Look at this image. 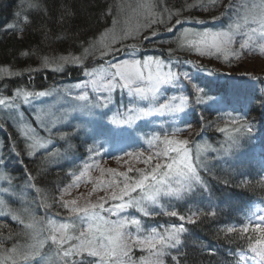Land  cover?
<instances>
[{"label":"snow or ice","instance_id":"obj_1","mask_svg":"<svg viewBox=\"0 0 264 264\" xmlns=\"http://www.w3.org/2000/svg\"><path fill=\"white\" fill-rule=\"evenodd\" d=\"M217 3L218 0H194L187 7H199L207 11L208 5L215 7ZM224 7V14H229L230 21L225 27L215 31L184 28L175 41L176 48L168 49L167 59L154 55L138 56L136 44L123 43L128 39H136L143 30L153 25H163L182 14L181 9H169L165 0H158V3L155 0H140L127 9L118 6L112 27L87 42L79 55L69 53L43 58V66L55 72H64L68 65L82 69L87 79L63 92L71 101H75L73 111L99 116V120L88 121L98 125V130L93 132L94 141L97 135H106L113 140L128 138L135 143L142 141V144L128 151L112 145L111 150L106 149L105 143L108 140L94 143L87 149L90 153L88 160L78 166L76 171L69 173L72 176L71 182L57 189L58 196H49L37 189L40 196L38 207L45 209L44 216H37L27 207L19 211L9 209L12 218L22 228L15 234V238L12 234L7 237L14 239L11 248L0 242V264H41V261L44 264H166L165 257L170 255L171 250L175 249L179 253L181 237L186 228L183 223L146 226L143 217L165 215L195 223L194 217L215 216L214 211L202 213L199 209L191 211L189 216L181 215L172 207L166 209L163 201L166 198L183 199L197 188L209 191L201 174L208 171V153L221 150L229 153L238 148L241 139L253 133V121L236 110L235 114L226 112L220 117L225 126L217 124L216 130L226 136L221 149L213 148L207 142L197 144L195 149L189 147V139L180 138L184 131L192 128L187 121L183 128L161 125L159 130L144 133L142 137L137 138V133L149 126L153 118L165 115L175 117L186 112L190 106L189 96L169 95L172 89L182 93L183 89L191 85L197 105L206 99L212 101L213 105L228 102L227 96L220 99L209 96L205 87L195 83L189 72L180 71L179 65L182 62L178 58L174 59L175 52L187 51L228 63L242 59L245 54L264 57V0H239V3L230 0ZM129 10L136 17L135 24L131 23ZM121 14L125 17L123 21L120 19ZM20 15L16 13L17 17ZM108 15H113V10ZM24 22H27V16ZM175 24H182L181 19L177 18ZM8 28L16 29L17 25L9 24ZM168 31H172V28L169 27ZM156 34L152 31V36ZM143 39L148 40L150 37L144 36ZM116 44H120V47H116ZM121 52L125 56L118 59L117 55ZM89 58L103 62L89 67L86 64ZM0 74L19 75L4 67H0ZM208 75L212 76L213 72L208 71ZM117 92L120 101L114 97ZM47 95L49 93L45 91L17 88L12 96L0 95V106L15 109L17 100L28 104L37 97ZM124 96L128 98L126 104L123 103ZM249 102H255V98ZM259 107L264 110V96L260 98ZM96 109L107 111L96 113ZM66 115L67 112L57 115L56 112L41 109L37 112L36 121L51 134ZM261 118L264 121V111H261ZM58 134L60 139L68 137L66 132ZM18 135L23 138L29 157L35 156L41 149L46 150L48 158L59 155L58 150L49 148L51 138L37 135L36 129L27 123L19 124ZM114 151L122 155H113ZM16 155L20 153L16 152ZM104 155L121 163L125 170L104 168L97 159ZM140 163L144 165L143 168L135 166ZM92 171H98L99 175L93 177ZM27 175L29 180L33 179L30 173ZM0 180L11 183L10 175L3 172H0ZM223 183L226 187L229 184L226 180ZM81 184H91V190L71 200L64 199L66 195H71L73 189H79ZM4 192L7 193L8 189L5 188ZM100 192L104 195H99ZM0 207H8L5 200L0 199ZM53 207L63 209L66 215L60 211L48 215V210ZM222 231L227 235L235 234L246 242V249L241 250L239 261L264 264V209L257 208L247 216L246 222L227 226ZM46 247L54 251V257L46 256L43 251ZM135 249L146 255H141L138 261L133 260L132 252ZM246 252L251 255H246ZM171 260L180 264L178 255H171Z\"/></svg>","mask_w":264,"mask_h":264},{"label":"trees","instance_id":"obj_2","mask_svg":"<svg viewBox=\"0 0 264 264\" xmlns=\"http://www.w3.org/2000/svg\"><path fill=\"white\" fill-rule=\"evenodd\" d=\"M122 1L0 0V67L19 73V75L11 76L0 74V95L12 96L17 88L29 91L59 89L63 95L64 89L75 88L77 84L87 79L78 66L68 65L64 72H55L51 68H45L43 58L59 57L69 53L79 55L82 48L87 46V42L97 37L106 28L112 27L116 9ZM155 2L158 3V0ZM229 2L230 0H218L215 7L208 5V10L205 11L199 7L188 8L187 5L194 3V0H165L169 9L173 11L181 9L182 14L179 17H173L170 22L163 25H154L144 35L149 36L150 39L144 40L143 36L131 39L124 44H136L138 56L141 54L154 55L167 59L168 49L176 48L178 30L185 25L212 30L225 27L230 21L229 14H224L226 12L224 6ZM110 10H113V15H108ZM17 12L21 14L20 17L16 16ZM25 16H27V22H24ZM214 17L216 19H213ZM177 18L181 19L182 24H175ZM196 21H203V23ZM9 24H16L17 28L9 29ZM169 27L172 31H168ZM152 31L157 34L152 36ZM25 52L28 54L22 55ZM124 56V52H121L117 58H124ZM251 56L261 57L258 54H245L242 59L228 63L215 58L200 57L187 51L175 52L174 59L178 58L182 62L179 65L180 71L189 72L195 83L205 87L209 96L216 99L227 96L228 102L213 105L212 101L206 99L204 103L197 105L191 85L183 89L182 93L172 89L169 95L189 96L190 106L186 112L175 117L165 115L153 118L149 126L137 133V138H139L144 133L150 134L154 130H159L161 125L183 128L184 122L187 121L191 123L192 128L184 131L180 138L189 139V147L195 149L197 144L207 142L213 148L221 149L220 141L225 134L218 132L216 126L217 124L221 127L225 126L219 118L226 112L239 111L241 114H246L248 119L254 123L253 133L243 137L238 148L229 153L223 150L208 153L206 161L208 171L201 174L207 182L209 191L197 188L193 194L183 199L166 198L163 201L166 209L172 207L181 215L189 216L191 211L199 209L202 213L214 211L215 216L201 215L198 219L194 217L195 223H189L187 220L180 221L178 217L165 215L142 218L146 226L184 224L186 231L181 237L182 244L179 246V253L175 249L171 250L170 255L165 257L166 264H175L171 260V255H178L180 264H255V261H239V254L242 249H246V242L237 238L235 234L227 235L222 231L227 226L246 222L247 216L257 208L264 209V121L261 118V111L264 110L259 107L260 98L264 96V72L258 73L245 67L244 60ZM105 59H110V57H105ZM183 61H191V63H183ZM102 62L99 59L89 58L86 64L89 67H95ZM198 65L203 67L199 68ZM208 71L213 72V75L209 76ZM89 95H92L90 90ZM55 96L56 94H53L46 99H50V104H52L57 100ZM114 97L117 101L121 100L119 92L115 93ZM253 97L255 102L250 103ZM68 99L70 98L65 96L63 100ZM122 99L126 104L127 96ZM16 103L19 105L15 109H7L11 112L12 118L4 112L2 114L6 119L0 118V144H2L0 172L13 177L10 184L5 181L0 186V199L5 200L8 205L7 208L0 207V242L8 248L12 247L14 239H7V237L12 234L15 238V234L22 228L12 218L9 209L19 211L27 207L37 216H44L45 209L38 207L40 196L37 189L43 190L49 196H58L57 189L72 180L69 173L76 171L78 166L88 160L90 156L87 151L88 147L93 146L94 143L105 142L109 138L106 135H97L95 141L93 139V132L98 130V125L94 122L88 123V121L99 120L98 115L93 117L79 111L75 113L67 110L63 122L57 124L50 134L38 124L30 105L23 101H16ZM116 106L118 104L113 107ZM100 111L107 110H95L96 113ZM20 112L23 113L28 124L36 129L37 135L50 137L54 141L49 148L53 151L58 150L59 155L48 158L44 149L32 157L26 154L23 138L18 135L19 127L13 121V119L21 120ZM58 128L59 131H67L71 134L66 138L70 139L69 143L65 142L66 139L63 141L54 137L55 132H59ZM141 144L142 141L135 143L126 138L105 143V148L111 150L110 145H112L132 151ZM16 152L20 155L17 156ZM113 155H122V153L114 151ZM97 159L104 168L114 169L121 165L109 155ZM135 166L144 167L142 163ZM118 170L124 171L125 168L120 167ZM29 173L32 180L28 179L27 174ZM91 174L96 177L99 172L92 171ZM225 180L229 182L227 187L223 183ZM8 184L11 185L13 193H5L2 190ZM23 184L26 185L25 188ZM87 186L81 184L79 188L83 191L82 188ZM75 190L77 189L72 191ZM19 193L26 194V196L20 197ZM69 197L72 196L66 195L64 199L70 200ZM56 211L66 215L63 209L57 207L49 209L48 215ZM133 214L139 215L135 212ZM245 254L251 255L250 252Z\"/></svg>","mask_w":264,"mask_h":264},{"label":"rangeland","instance_id":"obj_3","mask_svg":"<svg viewBox=\"0 0 264 264\" xmlns=\"http://www.w3.org/2000/svg\"><path fill=\"white\" fill-rule=\"evenodd\" d=\"M139 2H140V0H123L122 3H119L118 6L127 9L129 5H133V6H135V5H136L137 3H139ZM236 2L239 3V0H236ZM128 15H129L130 17H132V18H131V23H132V24H135V23L137 22L135 15L132 14L130 10L128 11ZM116 16H117V12H116ZM116 16H115V18H116ZM124 18H125V17L123 16V14H121V15H120V19L123 21ZM141 22H142V20H141ZM153 26H154V25H153ZM153 26H152V28H153ZM152 28L143 30V31L140 33V35L137 36V38H139V37L142 38V37H143V36H144L149 30H151ZM184 28H189V29H193V30H196V31L212 30V29H209V28L198 29V28H195V27H190L189 25H185L183 28H181V29L178 30L177 37L180 35V33L183 31ZM212 31H215V30H212ZM137 38H136V39H137ZM129 40H131V39L125 40V41H123V43H124V42H127V41H129ZM115 46L118 47V46H120V44H116ZM244 63L246 64L245 67H247V68H249V69H251V70H254V71L258 72V73H262V72H264V58L256 57V56H251V57L246 58V59L244 60ZM45 92H48L49 95H47V96H45V97H37L36 99L32 100L31 103H28V105H30V107L32 108V112H33V114L35 115V117H36V115H37V112H38L39 110H41V109H45V110H48V111L56 112L57 115H60V113L62 114V112H65V111H67V110H69L70 112H75V113H76V111H73V104L75 103V101H71L70 99H68V100H63L65 96H63L64 94L62 95V92H60L59 89L47 90V91H45ZM53 94H56L55 98H57V100L55 101V103L50 104V99H46V98H48L49 96H51V95H53ZM21 101H22V100H17V102H21ZM16 105H19V104L16 103ZM0 107H1V108H0V118H2V119H6V117H4V115L2 114V112L7 113V114H8V117H9V118H12V114H11V112H10L9 110H7L6 108H4L3 106H0ZM56 110H58L60 113H58ZM69 111H68V112H69ZM75 113H74L73 115H75ZM82 114H83V113H82ZM20 116H22V118H23L22 120H17V121H16V119H13V121H14V123H15V125H16L17 127H19V124H22V123H27V124H28V121H26V118H25V116L23 115L22 112H20ZM65 117H66V116H65ZM87 118H88V117H86V119H87ZM87 120H88V119H87ZM18 122H19V124H18ZM38 124H39V122H38ZM59 124H60V123H59ZM39 125H40V124H39ZM75 125H76V124H75ZM40 126H41V125H40ZM49 127H51V125H49ZM59 128H63V127H59ZM59 128H58V131H59ZM60 132H66V133H68L67 131H59V132H55L54 137L60 139V138H59V134H58V133H60ZM69 135H71V134L68 133V136H69ZM122 139H126V138H121V139H118V140L120 141V140H122ZM61 140L64 141L65 139H61ZM107 140H108L109 142H112V141H115V142H116V141H117V140H113V139H111V138H108ZM225 140H226V136L224 135L223 138L221 139L220 143H221V144H224ZM53 142H54V141L51 140V144H52ZM65 142H66V143H69V142H70V139H66ZM0 158H2V144H0ZM0 161H1V159H0ZM120 167H123V166L120 165ZM120 167H114V169H120ZM10 177H11V176H10ZM12 179H13V177H11V180H12ZM4 182H5V181L0 180V186L3 185ZM21 185H22V183H21ZM7 187H8V188H7ZM7 187H4L2 190H4L5 188H7V189H8V192L13 193V189H12L11 185L8 184ZM23 187L25 188L26 185L23 184ZM91 187H92L91 185H88L87 187L82 188L83 191H82L80 188L77 189V190H75V191H72V192H71V196H72V197H69V199L71 200V199L77 197L80 193H85V194H86L88 191L91 190ZM99 195H104V193H103V192H100ZM18 196H20V197H25L26 194L23 195V194L19 193ZM93 199H95V196H93ZM135 250H136V251H135ZM135 250H133V252H132V258H133V260H135V261H138V259H139V257H140L141 255H146V253L141 252V251H139L138 249H135ZM43 251H44V253L46 254V256H52V257H54V255H55V254H54V251H50L47 247H46ZM41 264H44V261H41ZM50 264H51V262H50Z\"/></svg>","mask_w":264,"mask_h":264}]
</instances>
